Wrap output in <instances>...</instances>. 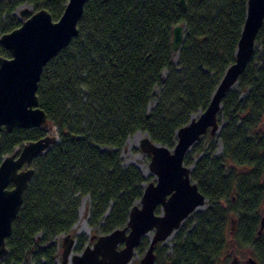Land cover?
Listing matches in <instances>:
<instances>
[{
  "label": "trees",
  "instance_id": "1",
  "mask_svg": "<svg viewBox=\"0 0 264 264\" xmlns=\"http://www.w3.org/2000/svg\"><path fill=\"white\" fill-rule=\"evenodd\" d=\"M67 2L0 0V36L21 25L14 14L20 5L46 8L58 20ZM186 3L184 10L179 0L86 1L78 34L41 73L39 104L58 140L31 164L34 174L0 264H57V237L72 231L83 196L91 200L93 227L102 221L105 234L126 224L148 183L137 166L121 164L127 136L141 130L173 148L176 130L206 108L235 61L247 0ZM178 23L185 34L174 62L172 27ZM0 55L11 56L1 43ZM156 87V104L148 110ZM219 122L222 152L214 155L216 140L210 137L206 150L199 140L184 157L207 207L184 220L171 252L164 255L162 247L155 264H219L230 239L264 264V229L258 234L264 216V22L237 89L223 99ZM45 134L37 126L0 130V163L25 141ZM202 151L194 161L193 154ZM86 242L79 236L75 249ZM148 243L142 238L137 250L143 253Z\"/></svg>",
  "mask_w": 264,
  "mask_h": 264
},
{
  "label": "water",
  "instance_id": "2",
  "mask_svg": "<svg viewBox=\"0 0 264 264\" xmlns=\"http://www.w3.org/2000/svg\"><path fill=\"white\" fill-rule=\"evenodd\" d=\"M86 1L68 0L58 20H54L46 8L27 16L28 6L20 5L21 15L26 18L20 26L0 36L1 45L11 52L10 57L0 55V130L10 132L17 126H37L46 130L42 137L27 140L19 151L17 147L5 155L0 163V260L8 253L6 238L12 231L13 220L34 174L31 164L58 140L55 126L39 104L37 90L41 73L49 60L78 34V22ZM179 3L184 10L187 8L186 0H179ZM263 22L264 0H247L235 61L224 71L206 108L176 130L173 148L153 141L147 133L142 138L140 147L151 155L150 169L155 179L145 184L141 198L131 207L126 224L99 235L93 244L85 245L80 252H73L76 239L71 232L66 233L61 244L63 264H131L142 238L151 231L153 235L149 237L139 263L155 264L156 245L177 232L193 212L206 206V196L191 178L193 165H186L184 157L203 135H213L220 130L223 99L253 56ZM184 34L183 23L172 27L173 52L179 51ZM157 208L161 213L156 212ZM233 223L234 220L232 230ZM263 229L264 216L258 234ZM246 263L259 264L252 256Z\"/></svg>",
  "mask_w": 264,
  "mask_h": 264
},
{
  "label": "rangeland",
  "instance_id": "3",
  "mask_svg": "<svg viewBox=\"0 0 264 264\" xmlns=\"http://www.w3.org/2000/svg\"><path fill=\"white\" fill-rule=\"evenodd\" d=\"M24 6H28V8H29V12L27 13V16H29L31 13L36 11L35 8L31 5L24 4ZM20 11H21V6L18 7V9L14 11V14L17 17H19L21 20H23L26 17H23L21 15ZM257 51L258 52L261 51L260 45H257ZM177 55H178L177 51L173 52V61L174 62H177V59H178ZM163 76L165 77V72H164ZM234 87H236V89H237V83L233 86V88ZM159 90H160L159 87L155 88L154 98H152L150 100V102L148 104V110H151L155 106L156 98H157V95L159 94ZM195 115H197V114H195ZM221 121L224 122L225 121L224 118H221ZM219 131L213 135H211V134L207 135V133H206L200 139L203 142V148L206 150L211 139H214L213 137H215L214 140H216V150H215L214 155H219L223 150L221 140H219L217 138V134L219 133ZM136 132H140V134L136 135ZM145 135H146V132L141 131V130H138V131H135L134 133L129 134L127 136V138L130 137L131 141L130 142L125 141V145L120 151V160H121V164L124 167H127L129 165L137 166L136 164H140V165H143L145 168H147L149 170V173L143 174V175L146 178L147 182H149V181L155 179V174L150 169L151 155L149 153L143 151L140 147V142ZM210 137H211V139H210ZM127 138H126V140H127ZM19 149H20V147L18 148V151H19ZM203 152L204 151H202L199 155L194 153L193 154L194 161H196ZM90 204H91V200H90V197L88 195L83 196L81 198L79 208L83 207L85 209V213H84L83 217L80 216L79 208H78V219H77V222L75 223V225L73 226V229L71 231V233L76 237L83 235L87 239L86 245L87 244H93V242L96 240V238L99 235L104 234L102 229H101V226L103 224L102 221L100 222V225L98 227H93L88 222V219H89L88 210L90 208ZM206 207L207 206H204L200 210H204ZM156 212L161 213V209L157 208ZM107 214H108V212H107ZM84 220L86 223L84 222ZM232 220H234L233 227L235 228L236 220L235 219H232ZM86 228L88 231L85 230ZM149 234L152 236L153 231H151ZM175 234H176V232L173 235H170L163 243H158L156 245V248H155L156 256H157V254H161V248L162 247L165 249L164 255L171 252V248H172V245L174 243ZM93 236H94V238L92 239L91 237H93ZM61 237H62V234L59 235L57 237V240H56L57 243L59 244V254H58V258H57V264L62 263L61 262V242H62ZM146 237L149 239L148 236H146ZM230 240H231V245H230L229 251L226 253L225 256H223L221 258V260L219 261V264H231V262L233 260H234V263H237V264H247L246 260L248 257L251 256L250 249L248 247H242V246L236 245V244H234L232 239H230ZM73 252H80V250H76L74 248ZM142 255H143V253L137 250L134 254V257L132 259L131 264H139V260L142 257ZM164 255H162V256L164 257Z\"/></svg>",
  "mask_w": 264,
  "mask_h": 264
},
{
  "label": "bare ground",
  "instance_id": "4",
  "mask_svg": "<svg viewBox=\"0 0 264 264\" xmlns=\"http://www.w3.org/2000/svg\"><path fill=\"white\" fill-rule=\"evenodd\" d=\"M137 134H140V132H136V135ZM135 135V136H136ZM127 142H130L131 141V139H130V137H128L127 138V140H126ZM138 167H139V169L142 171V173L143 174H147V173H149V170L147 169V168H145L143 165H140V164H136ZM84 213H85V209L83 208V207H80L79 208V214H80V216H84ZM107 214V213H106ZM84 222H85V220H84ZM86 223V222H85ZM84 223V224H85ZM86 231H88L87 230V228L85 229ZM151 235L148 233V237H150ZM161 243V242H160ZM60 264V263H59ZM62 264V263H61Z\"/></svg>",
  "mask_w": 264,
  "mask_h": 264
},
{
  "label": "flooded vegetation",
  "instance_id": "5",
  "mask_svg": "<svg viewBox=\"0 0 264 264\" xmlns=\"http://www.w3.org/2000/svg\"><path fill=\"white\" fill-rule=\"evenodd\" d=\"M64 235H65V234H62V237H61V238H62V241H63V236H64ZM72 235H73V234H72ZM73 236H74V235H73ZM74 237H75V239H76V243H77L78 237H76V236H74ZM76 243H75V245H76ZM61 244H62V242H61ZM85 245H86V243H85ZM85 245H84V247H85ZM122 245H123V244H121L120 246H122ZM120 246H119V247H120ZM84 247H83V248H84ZM74 248H75V247H74ZM81 250H82V249H81ZM81 250H80V251H81ZM139 264H140V263H139ZM231 264H234V260L232 261Z\"/></svg>",
  "mask_w": 264,
  "mask_h": 264
}]
</instances>
